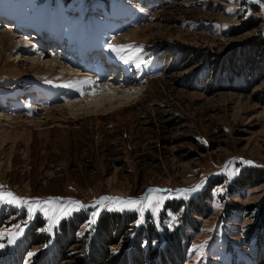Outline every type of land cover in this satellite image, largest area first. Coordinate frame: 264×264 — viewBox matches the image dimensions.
Segmentation results:
<instances>
[{
	"label": "rangeland",
	"instance_id": "1",
	"mask_svg": "<svg viewBox=\"0 0 264 264\" xmlns=\"http://www.w3.org/2000/svg\"><path fill=\"white\" fill-rule=\"evenodd\" d=\"M65 1L0 0V191L38 205L0 204V264H52L72 234L69 254L80 248L97 256L99 224L110 214L124 239L109 251L129 264L160 254L147 263L164 264L170 255L176 264H264L263 218L251 238L246 227L254 217L225 215L227 202L264 206V182L235 183L264 170V0H99L101 12L91 1ZM37 32H50L61 51L72 46L82 58L43 51ZM108 44L141 51L117 55ZM175 46L222 57L238 72L202 84V68L191 74L199 76L194 83L185 76L198 65L170 53ZM85 52L103 55L114 85L96 91L94 72L80 65ZM250 57L258 70L246 67ZM94 69L101 77L100 64ZM85 80L90 85L78 83ZM150 194L162 198L158 207L101 203ZM69 201L83 207L57 211L58 218L46 211L74 207ZM198 201L208 205L206 217L192 213ZM38 224L42 244L29 248Z\"/></svg>",
	"mask_w": 264,
	"mask_h": 264
},
{
	"label": "trees",
	"instance_id": "2",
	"mask_svg": "<svg viewBox=\"0 0 264 264\" xmlns=\"http://www.w3.org/2000/svg\"><path fill=\"white\" fill-rule=\"evenodd\" d=\"M89 1H91L90 6H94V11H98V10H100V12L102 11L101 6H100V8H98L96 6V4L101 2L102 0H100V1L99 0H86V4H88ZM63 4L65 6H69L67 4V0L65 2H63ZM169 52L172 53L174 56L176 54L179 58H182V59H183V57H185L186 58L185 64L187 65V67H190L192 65H198V68H196V70L194 69L191 72H189V74H190V75L188 74L189 76L188 75L185 76L186 78L190 77V79H192V81L194 79V81H193L194 83L196 81L195 79H197L199 76L197 77V76H193L191 74L199 72L202 68H205L202 75L200 76V79H201L200 83H202V84L204 83V81H208L212 77V75H214V74L218 75V80H220V82H228L229 81L228 78H230L232 74L238 72V71L235 72V69H234L236 67V65H232V66H229L228 64L226 65V64H224V60L220 61L222 57L221 58H218V56L214 57L211 53H209L207 51H199V50H195L194 48L187 47V46L186 47L175 46L174 48L172 47V49H169ZM244 61H245V65H246V63L248 64L250 62L249 65H251V67H254L255 69L258 70L259 65L254 63L253 58L250 57V58L244 59ZM242 65L245 67L244 64H242ZM216 67H217V69H216ZM246 67H249V66L246 65ZM215 69H216V73H215ZM239 71L243 72V71H245V69L244 70L240 69ZM218 80H217V78H215V81L213 82V83H217L216 87H218ZM234 81L238 82V79H235ZM247 82H249V79ZM249 86H251V85L247 84L246 88H248ZM196 88H197V86H196ZM248 90H251V89L249 88ZM251 169H253V168H249V170H251ZM249 170H247L246 172H248ZM248 173L249 174L244 178L242 176L235 178V183L238 184L237 187H240V185H241V186H244L245 188H249L252 185L263 184V182H264V170L263 171H249ZM202 202L203 201H198L196 204H194V203L190 204V208H192L191 209L192 213L197 214V216L206 217L207 213H209V212H207V210H209V208H207L208 205L202 206ZM185 205H187V204H185V203L182 204L181 208L184 209L183 206H185ZM263 205H264V203H263ZM233 207H236V209H233ZM237 207H238L237 204L234 205V204H231L229 202L226 203L225 215H228L227 219H229V217L233 216V214L244 212L247 214L248 217L249 216L254 217L255 223L253 224V226H252V224H250L246 227L249 234H250V232H252L251 238H253L259 232H262V228H260L258 226L253 230H251V228L255 227V224L258 221L262 220V218L264 220V206L259 207L258 205L250 204L249 206H245V208H242V207L237 208ZM175 212H177V211L175 210ZM110 215H113V216L112 217L108 216L107 218H104L103 220H101V222L99 224L100 225L99 229L101 231V238L104 239L103 240L104 244L101 245L102 244V241H101V243L98 242L95 245V249L96 250L99 249L98 250L99 254L97 256H96V254H93V256L92 255L90 256L87 253H86L87 255L84 256V254L79 253V251L81 250L80 248L78 251H75V253H73V255L69 254L70 252H68V249L70 248L71 245L76 243L75 240H73L74 235L72 234V235H70L72 241L69 243V245L59 249V252H58L59 256L57 257L56 260H53L52 264H62V263H66V262L68 264H87V258H90L91 264H93V262H94L93 258L94 257H95L96 264H129L128 258H126L127 256L126 257L123 256L122 260H124V261H121V257H122L121 255L114 256V255H111L112 253H110V251H109V248L111 247V245L118 244L119 241L123 242V239H124V237L123 238L121 237V236H123L124 231L121 230L119 224H116L117 220L115 221V218H116L115 215L116 214H110ZM82 218H84L83 214H82ZM82 218H80V220ZM80 220H78V221H80ZM85 220H87V219H85ZM117 223H119V222H117ZM132 223H134V222H131V224ZM41 228L42 227L38 224L36 226V228L34 229V231H32V233L30 234V240H29L30 242H28L29 248L37 246L38 244H42V240L38 239L39 236H35L36 234H38V231H40ZM116 228H118V229H117V233L115 234ZM31 239L34 240L35 242L33 243V241ZM38 242H41V243H38ZM46 243H47V241H45V243H43V244L45 245ZM106 243H108L109 246H107ZM78 245H80V244H78ZM160 255H157L156 257H154V256L148 257L147 255H138L139 256L138 264H148L147 260L152 261V259L159 258ZM137 260H138V257L136 258L135 261L137 262ZM163 260H164V264H171V262H174V264H176L178 261L180 262V259H178V258L175 259L173 256H170V255H167L166 259L164 258ZM154 262L149 263V264H159V263L162 264L161 260L160 261L156 260ZM181 263H182V261H181Z\"/></svg>",
	"mask_w": 264,
	"mask_h": 264
},
{
	"label": "snow or ice",
	"instance_id": "3",
	"mask_svg": "<svg viewBox=\"0 0 264 264\" xmlns=\"http://www.w3.org/2000/svg\"><path fill=\"white\" fill-rule=\"evenodd\" d=\"M107 47L110 51L116 53L117 55H121L124 52H129L131 54H135V53H138L139 51H141V49H139L138 47H133L131 45H129V46H114L112 44H108ZM125 62H127V61H125ZM78 83H81L83 85H90L91 82L85 80V81L78 82ZM64 86L65 87H72L73 85L68 84V85H64ZM81 94L83 95V92H81ZM90 94L95 95L94 92L90 93ZM245 163L251 164L252 162L247 161ZM196 190L197 189L194 188L191 191L194 192ZM156 191H157L156 189H153L152 193H155ZM161 200H162L161 197H155V196L150 194L149 197H147L145 199V201H138V200H132V199L121 200L119 198L104 197L102 199L101 203H103L104 201H110L111 203L120 206V208L118 210H123V208H125V207H127V208H139L142 205L144 207H153L154 205L158 207ZM47 203L51 204L52 201H48ZM0 204L12 205L15 207H22L24 205H28L29 211H35V208L38 206V205L29 204V202L27 200H23V201L20 200L19 198L15 197L11 192H2V191H0ZM69 205H72L74 207L67 208V209H65V208L54 209L53 208V209H47L46 211H52L54 218H58V217H55V213L57 211H60L64 215H67L69 211L75 210L76 208H79V207H83V205H80L79 202H77V201H69ZM109 210H112V209H109ZM92 223H95V221L93 220ZM199 247L202 250L203 245H201Z\"/></svg>",
	"mask_w": 264,
	"mask_h": 264
},
{
	"label": "bare ground",
	"instance_id": "4",
	"mask_svg": "<svg viewBox=\"0 0 264 264\" xmlns=\"http://www.w3.org/2000/svg\"><path fill=\"white\" fill-rule=\"evenodd\" d=\"M11 25H14V24H9V28H10V26ZM14 28H15V26H13ZM14 28H11L12 30L14 29ZM24 33V32H23ZM3 36L5 37V34H3ZM3 37V38H4ZM7 38V37H6ZM39 42H41V44L40 45H42V48L41 49H43V51L47 48V47H49V43L48 42H45L43 39L42 40H40ZM53 44H56L57 45V47H58V42H54ZM50 48H52V49H50V51H53V52H57L58 53V51L59 52H61V49H60V47L58 48V49H54L52 46H50ZM42 55H44L43 53H42ZM48 61H52V62H58L59 61V59L58 58H56L54 55H52V54H48L46 57H45ZM53 64V63H52ZM105 65V63L103 64V65H101L100 64V69L103 67ZM109 66H111V65H109ZM113 71V70H112ZM101 72L103 73V71H102V69H101ZM110 79H112V80H110ZM98 80V79H97ZM115 80V77H113L112 75H110V77H109V79H106V80H103V81H98L97 83H98V85H97V88H96V91H101V90H104L105 89V87L107 86L105 83H108V84H111V85H114L115 83L114 82H111V81H114ZM106 81H108V82H106ZM113 83V84H112ZM94 89V88H93ZM110 90V91H109ZM111 90L112 89H110V88H107L106 89V91H109V92H111ZM133 90V89H132ZM131 90V91H132ZM134 91H136V89L135 90H133V92ZM133 92H131V96L133 95V94H136L135 92L133 93ZM115 93V92H114ZM111 95V94H110Z\"/></svg>",
	"mask_w": 264,
	"mask_h": 264
}]
</instances>
